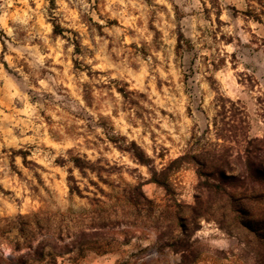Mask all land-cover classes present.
Segmentation results:
<instances>
[{
	"label": "rangeland",
	"instance_id": "1",
	"mask_svg": "<svg viewBox=\"0 0 264 264\" xmlns=\"http://www.w3.org/2000/svg\"><path fill=\"white\" fill-rule=\"evenodd\" d=\"M261 9L264 0H55L51 13L48 0H0V264H19L28 244L75 246L43 264H260L203 202L211 184L239 192L247 159L264 167ZM52 15L69 31L54 35ZM74 156L91 168L80 172ZM129 198L140 218L121 215ZM176 203L187 218L180 251L168 245ZM160 211L168 217L155 225ZM59 222L102 238L59 240Z\"/></svg>",
	"mask_w": 264,
	"mask_h": 264
},
{
	"label": "trees",
	"instance_id": "2",
	"mask_svg": "<svg viewBox=\"0 0 264 264\" xmlns=\"http://www.w3.org/2000/svg\"><path fill=\"white\" fill-rule=\"evenodd\" d=\"M262 1V0H259ZM49 2V10L52 13V10L55 8V0H48ZM261 14H264V10H260ZM245 15L253 17L255 20H260L259 14H257L254 10L248 9L244 12ZM52 24V32L54 35H64L65 32L69 30L61 26L58 22L57 18L52 15L51 17ZM75 51L79 52V42L77 40H73ZM132 155L141 163H147L148 158L139 148V146L131 141L129 143V147ZM71 162L73 166L78 168L80 172H84L86 169H90V164L83 160L79 156L71 157ZM176 162V159L172 162ZM246 171H247V183L241 184L239 192H236L234 189L236 186L232 184V182H228V186L223 187L219 184H211L204 180L206 184H211L213 187L212 190L209 189L206 195V199L203 202L206 208L212 209L215 213H217L219 217V225L221 228L225 229L228 233L236 234L241 238L245 239V242L249 247H251L259 257V263L264 264V196L263 192H257L255 190V186L264 191V167L260 165H254L253 162H250L248 159L246 161ZM199 176L204 175L203 170L197 171ZM222 178L228 180V176L222 171L219 174ZM230 177V176H229ZM235 180L234 176L230 177ZM68 181L71 182L69 185L70 193L80 194L81 191L76 184L73 176L68 177ZM154 182L158 185L162 186L166 191H169L168 183L165 180H160L158 178H153ZM145 202H147V209L151 212L153 210V203L147 198H143ZM176 209L173 213L172 221L170 227L174 226L177 230V234L173 236V240L168 245L172 247L174 251L186 250L184 244V236L187 230V218L182 216L179 213L178 207L179 204L176 203ZM139 207V202L135 198H129L128 203L123 206L121 215H128L133 219H137L141 217ZM191 210V216L195 215L196 217L199 215L198 209L196 207L191 206L188 207ZM150 215V214H148ZM151 217V216H150ZM168 215H166L162 211L159 214L155 215L153 220L155 221V225H161L160 221L162 219H166ZM112 218L114 221H118V215L113 214ZM104 220V218H101ZM162 223V221H161ZM101 227H105V224L102 223ZM49 230L51 228L50 225L46 226ZM52 233L57 237V239L62 240L64 236L68 237L72 235V233L77 232V237H80L77 245L80 247H86L91 244H96L97 241L102 238V233H92L88 234L80 227L70 226L69 224H64L63 222H59L55 224L52 228ZM90 236V237H89ZM27 238H30V235L27 234ZM48 245V244H47ZM45 245V248L48 247ZM30 250L27 253L25 259H21L19 264H43L46 262V258H49L50 261L56 259L57 256H62L72 251V248L75 246L68 244H54L50 245L49 249L46 251L44 247L42 249H31V247L27 246ZM97 248L101 247L95 246ZM51 264V263H49Z\"/></svg>",
	"mask_w": 264,
	"mask_h": 264
},
{
	"label": "clouds",
	"instance_id": "3",
	"mask_svg": "<svg viewBox=\"0 0 264 264\" xmlns=\"http://www.w3.org/2000/svg\"><path fill=\"white\" fill-rule=\"evenodd\" d=\"M205 234H207V233H205ZM197 235H199V233H197Z\"/></svg>",
	"mask_w": 264,
	"mask_h": 264
}]
</instances>
